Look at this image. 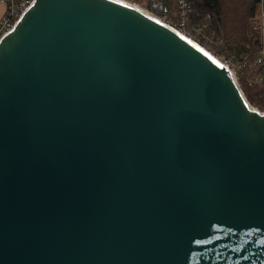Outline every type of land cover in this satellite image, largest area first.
<instances>
[{
  "label": "water",
  "instance_id": "water-1",
  "mask_svg": "<svg viewBox=\"0 0 264 264\" xmlns=\"http://www.w3.org/2000/svg\"><path fill=\"white\" fill-rule=\"evenodd\" d=\"M0 264H264V113L125 0H34L0 40Z\"/></svg>",
  "mask_w": 264,
  "mask_h": 264
},
{
  "label": "trees",
  "instance_id": "trees-1",
  "mask_svg": "<svg viewBox=\"0 0 264 264\" xmlns=\"http://www.w3.org/2000/svg\"><path fill=\"white\" fill-rule=\"evenodd\" d=\"M138 3L139 0H132ZM190 15L194 21L205 24L207 29L222 41L221 51L226 56H246L236 72V80L246 100L254 107L263 108L262 86L251 81L253 61L257 53L258 35L249 24L258 12V0H189ZM161 16L163 0H148L143 7Z\"/></svg>",
  "mask_w": 264,
  "mask_h": 264
},
{
  "label": "built area",
  "instance_id": "built-area-1",
  "mask_svg": "<svg viewBox=\"0 0 264 264\" xmlns=\"http://www.w3.org/2000/svg\"><path fill=\"white\" fill-rule=\"evenodd\" d=\"M4 1L6 6L2 17L0 18V40L14 28L18 19L30 7L34 0ZM125 1L135 4L131 0ZM174 2V9H171L170 11H166L164 9V13L161 16H155L175 28L178 32L189 38L195 44L208 51L216 60L223 64L228 69L235 84L241 91L236 80V72L240 66L247 61L246 56L240 55L239 58H236L234 56L224 55L221 51L222 41L214 36V34L207 29L204 23L194 21L192 19L190 15L189 0H174ZM249 24L252 30L257 33L259 44L253 61L254 70L249 75V79L262 86L263 108L260 109L259 107H254L248 101L247 102L254 110L264 113V0H258V12L255 16L250 18Z\"/></svg>",
  "mask_w": 264,
  "mask_h": 264
},
{
  "label": "rangeland",
  "instance_id": "rangeland-1",
  "mask_svg": "<svg viewBox=\"0 0 264 264\" xmlns=\"http://www.w3.org/2000/svg\"><path fill=\"white\" fill-rule=\"evenodd\" d=\"M132 1V0H131ZM148 0H139L137 4L138 6H140L141 8H143L146 3H147ZM175 7V2L174 0H163V8L166 10V11H170L171 9H174ZM144 9V8H143ZM155 15V14H154ZM203 23V22H202ZM239 86V84H238Z\"/></svg>",
  "mask_w": 264,
  "mask_h": 264
},
{
  "label": "crops",
  "instance_id": "crops-1",
  "mask_svg": "<svg viewBox=\"0 0 264 264\" xmlns=\"http://www.w3.org/2000/svg\"><path fill=\"white\" fill-rule=\"evenodd\" d=\"M5 1L4 0H0V18L2 17L4 11H5Z\"/></svg>",
  "mask_w": 264,
  "mask_h": 264
},
{
  "label": "bare ground",
  "instance_id": "bare-ground-1",
  "mask_svg": "<svg viewBox=\"0 0 264 264\" xmlns=\"http://www.w3.org/2000/svg\"><path fill=\"white\" fill-rule=\"evenodd\" d=\"M136 4V3H135ZM138 6V5H137ZM140 7V6H139ZM145 10V9H144Z\"/></svg>",
  "mask_w": 264,
  "mask_h": 264
}]
</instances>
